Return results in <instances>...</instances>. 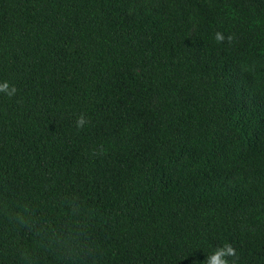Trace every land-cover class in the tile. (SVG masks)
Here are the masks:
<instances>
[{
    "label": "trees",
    "instance_id": "trees-1",
    "mask_svg": "<svg viewBox=\"0 0 264 264\" xmlns=\"http://www.w3.org/2000/svg\"><path fill=\"white\" fill-rule=\"evenodd\" d=\"M5 82L0 264H264V0H0Z\"/></svg>",
    "mask_w": 264,
    "mask_h": 264
},
{
    "label": "clouds",
    "instance_id": "clouds-1",
    "mask_svg": "<svg viewBox=\"0 0 264 264\" xmlns=\"http://www.w3.org/2000/svg\"><path fill=\"white\" fill-rule=\"evenodd\" d=\"M215 38L217 41L224 40V36L219 32L215 34ZM16 91L17 89L15 88V86H11V88H9V84L7 82L0 84V92H3L9 97L15 95ZM84 124L85 120L81 116L80 118H78L76 126L79 128L82 127ZM234 254V249H232L228 245L219 247L208 258L207 264H229V260L227 259V257L233 256Z\"/></svg>",
    "mask_w": 264,
    "mask_h": 264
}]
</instances>
